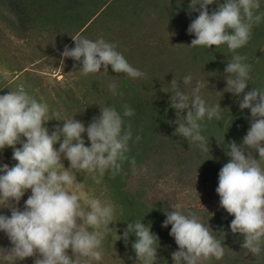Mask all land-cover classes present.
<instances>
[{"label":"clouds","instance_id":"1","mask_svg":"<svg viewBox=\"0 0 264 264\" xmlns=\"http://www.w3.org/2000/svg\"><path fill=\"white\" fill-rule=\"evenodd\" d=\"M179 4L180 0L178 7ZM213 4L216 7L210 10ZM260 7V0H190L187 8L189 15L198 13L187 29L195 37L189 46L226 45L234 53L224 68L223 91L238 98L241 111L250 112V127L242 141L226 144L229 159L218 173L215 191L220 207L234 217L229 225L231 232L243 237L241 247L253 256L264 251V89L249 87L251 66L237 50L248 44L253 27L264 20V12L258 11ZM72 40L74 47L64 46L61 62L66 58L79 62L82 75L101 72L102 66L103 72H108L111 66L114 73L132 79L145 76L113 42L83 35ZM191 82V75L183 77L182 86L176 80L171 81L174 95L170 97V107L176 116L174 134L202 152H210L202 122L205 118L219 121L222 109L219 103L209 105L202 98L204 85L199 81L191 95L186 93L184 86ZM118 88L116 81L108 85L113 96L123 94ZM48 113L49 105L34 98L23 85L0 95V152L11 148L15 161L12 166L0 163V209L10 212L0 214V231L12 245L0 247V259L12 264L29 257H34L33 264L100 261L102 242L115 229L109 225L117 222L116 208L112 202L69 191L77 184L72 170L93 173L96 177H103L106 172L119 175L123 163L129 161V142L133 138L131 124H126L125 118L133 116L134 109L125 104L121 114L116 107L105 105L87 126L74 116L60 120L62 126L56 125L51 131L46 127L51 120ZM135 139L139 141L140 136ZM57 143L58 148L54 147ZM65 159L69 162L67 168L63 164ZM130 163L134 166L135 159ZM96 183H100L99 178ZM28 190L31 194L20 208L21 198ZM165 215L162 227L171 225L169 235L178 246L171 253L173 264H201L202 260L212 257L219 260L225 255L224 239L214 235L208 221L205 223L196 213L185 211L181 204ZM142 221L127 223L118 237L127 245L129 236L134 235L131 247L136 260L141 264H158L159 237L151 231V222Z\"/></svg>","mask_w":264,"mask_h":264},{"label":"rangeland","instance_id":"2","mask_svg":"<svg viewBox=\"0 0 264 264\" xmlns=\"http://www.w3.org/2000/svg\"><path fill=\"white\" fill-rule=\"evenodd\" d=\"M111 9L95 15L90 25L73 38L80 35L92 40L102 37L115 43L117 50L128 62L145 73L143 78L132 79L126 74L114 73L111 66L108 67V72H103L102 66L101 72L82 75L79 62L71 58L61 62L60 54L64 46L74 47L71 35L63 27H24V24H11L0 16V88L5 87L0 95L23 85L34 98L49 105L48 119L51 120L46 127L50 131L56 125L62 126L63 121L60 120L74 116L87 126L105 105L116 107L136 92L143 99L156 100L161 106L170 104V97L174 95L171 81L176 80L182 86V79L186 75L192 76L191 84L184 86L186 93L191 95L199 81L204 85L200 94L209 105L227 103V92L223 91L226 87L224 69L212 70L194 62V49L189 46L192 38L181 21L166 15L156 5L147 4L145 0H128L126 3L114 1ZM112 81L117 82L118 91L122 95L113 96L108 90ZM84 139L87 146L86 134ZM54 147L58 148L59 144ZM11 157L12 149L5 148L0 152V163L14 165L15 161ZM63 164L65 168L69 166L66 159ZM72 171L76 175L77 184L69 191L78 192L82 197L112 202L116 208L117 222L109 225L116 230L113 229L111 235L102 242L103 257L100 261L91 260L89 264H141V261L136 260L131 247L135 236H129L127 245L118 237L122 236L127 223L140 220L141 210L136 213L129 205L117 200L118 196L108 180L107 172L103 177H96V174L86 171ZM96 178H99L100 183H96ZM154 190V193H148L143 198L146 208H155L157 199L162 195L170 206H212V197L208 198L201 192L180 190L172 180L161 181ZM30 194V190L25 192L18 205L20 208H23L24 201ZM0 214L10 215V212L0 209ZM142 217L145 218L144 212ZM157 221L152 223L151 231L159 237L158 264H173L171 253L178 250V246L174 243L170 247L165 241L173 237L164 238L163 234L154 229ZM11 246L7 236L0 231V247ZM69 254L71 255L70 250ZM33 260L34 257H29L18 260L15 264H33ZM204 261L201 264H224L217 259ZM0 264L12 262L0 259Z\"/></svg>","mask_w":264,"mask_h":264},{"label":"trees","instance_id":"3","mask_svg":"<svg viewBox=\"0 0 264 264\" xmlns=\"http://www.w3.org/2000/svg\"><path fill=\"white\" fill-rule=\"evenodd\" d=\"M114 1L118 0H0V16L11 24H24V27H63L72 39L90 25L95 15L98 16L105 9L110 10ZM127 1L119 0L120 3ZM145 1L147 4L156 5L166 15L175 17L187 28L198 15L188 14L190 0H180L179 7V0ZM260 5L258 11L264 12V0H260ZM215 7L216 4L210 5L209 9ZM191 38L194 39V35ZM193 49L194 62L212 70L224 69L234 55L226 45L212 48L197 46ZM237 53L246 56V62L251 66L249 87L264 89V20L253 27L248 44L238 49ZM4 88H0V94ZM225 101L227 103L220 105L222 110L219 121L205 118L202 122L203 135L209 138L210 144V152H202L195 144L174 134L176 125L173 122L176 116L170 104L161 106L156 100L143 99L139 92L128 97L126 101L116 105V109L121 114L125 104L134 109V115L125 118L126 124H131L133 132L127 154L129 161L123 163V170L119 175L112 176L107 172V176L118 196L117 200L121 204L129 205L136 213L141 210L139 218L145 224L151 222L152 225L158 220L154 229L163 234L164 238L170 237L171 225L165 228L162 223L166 219L165 214L174 206L168 204L164 195L157 199L155 208H146L143 202L144 196L154 193L161 181L172 180L180 190L201 192L208 198L212 197V206L183 207L185 211L196 213L205 223L208 221L215 231L214 235L224 239L225 255L219 261L224 264H264V251L259 256H253L241 247L243 237L238 233L233 234L229 228L234 217L220 207L219 196L215 191L218 186V173L229 159L226 155V144L233 140L239 144L250 127V112L248 109H239L238 98L227 92ZM137 135L140 136L139 141L135 139ZM132 158L135 159L134 166L130 163ZM143 212L145 218L142 217ZM165 242L170 247L175 243L174 238Z\"/></svg>","mask_w":264,"mask_h":264}]
</instances>
